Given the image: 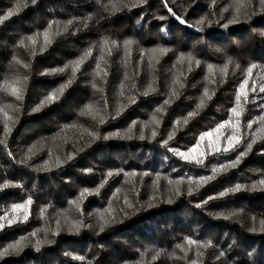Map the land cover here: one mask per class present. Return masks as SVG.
<instances>
[{
    "label": "trees",
    "instance_id": "16d2710c",
    "mask_svg": "<svg viewBox=\"0 0 264 264\" xmlns=\"http://www.w3.org/2000/svg\"><path fill=\"white\" fill-rule=\"evenodd\" d=\"M18 4L20 11L0 22V84L23 82L19 101L0 91L8 114L0 112V184L14 185L0 190V250L21 246L0 264H264V186L252 188L264 180V139L257 138L264 135V3L243 0L237 11L235 0H0V18ZM46 30L52 42L41 52ZM28 37L34 46H25ZM89 49L73 76L71 65ZM97 64L107 72L103 79L95 76ZM178 77L183 87L174 85ZM245 80L248 103L241 98L236 118L231 109ZM149 84L155 91L145 96ZM205 89L212 98L184 125ZM51 93L59 98L33 111ZM90 104L103 124L79 114ZM230 119H238V131H214ZM233 131L242 138L235 150L207 155L202 165L175 154L208 132L214 134L198 152L223 147ZM253 139L234 168L197 186ZM30 148L35 155L26 160ZM236 185L244 187L229 191ZM14 205L25 208L14 212ZM26 211V221L7 224ZM100 214L109 221L102 232Z\"/></svg>",
    "mask_w": 264,
    "mask_h": 264
},
{
    "label": "snow or ice",
    "instance_id": "6c2138e0",
    "mask_svg": "<svg viewBox=\"0 0 264 264\" xmlns=\"http://www.w3.org/2000/svg\"><path fill=\"white\" fill-rule=\"evenodd\" d=\"M111 2V0H110ZM141 3L143 2H146V0H140ZM32 3H36V0H32ZM261 3H264V0H261ZM235 4H236V7H237V11H239L240 7H243V0H235ZM134 7L136 5H133ZM111 10L113 12L115 11H118L119 8L116 7V5L113 3L112 6H111ZM20 11V5L18 4L16 6L15 9L13 10H10L8 11V13L0 18V22H3L4 20H7L9 17L13 16L15 13H18ZM177 19H179V17H177ZM183 22V21H181ZM234 22H237L236 20H233V21H230V23H234ZM72 21H69L68 24H71ZM51 27V26H50ZM224 27H227V25H224ZM67 30V25H65L63 28H60L58 29V32L57 34H59L60 32H63V31H66ZM43 45L40 47V51L43 52L45 50V48L52 42V33L49 31V30H46L43 34ZM28 41H29V44L28 45H25V41L24 40H21L20 43L21 45H25V46H28V47H31V46H34L36 44V38L34 37H28L27 38ZM133 43V41H125V47L126 48H130L131 44ZM116 42L113 41L112 42V46H115ZM103 48L104 49H107V51L109 52V54L111 53V48L109 47V42L108 40H105L103 42ZM159 51L161 53H165L167 52L168 50L167 49H159ZM33 54H35L33 52ZM92 55V50L89 49L87 50V52L78 60L74 63V65H71V71H72V74L73 76L75 75V73L77 71L80 70V66L88 59L89 56ZM101 60L104 59L103 56L100 57ZM154 59V57H153ZM181 60H183V57H181ZM197 64H199V61L196 62ZM150 67L153 66L151 64V61H150ZM25 67H27V65H25ZM68 67V66H66ZM209 71L211 72L212 71V66L209 65ZM254 67V66H253ZM96 72H95V76L96 77H99L101 79H103V76H106L107 75V72L106 71H103L100 69V65L97 64L96 65ZM226 69H227V65L225 66L224 69H222L221 71L222 72H226ZM58 71H65V69H59ZM249 71V75L251 74V69L248 70ZM103 72V74H102ZM22 81L20 79H16V80H12V81H4L2 84H0V91H3L5 93H7L9 96L11 97H14L16 101H19L22 99V94H23V88H22ZM72 83V80L70 79L65 85H63L58 91L59 93H62L64 91L65 88H67L70 84ZM174 85H179V87H183V84L181 83L179 77L173 82ZM247 85V80L244 81V83L241 85V89L240 91L238 92L237 96H236V107L232 108L231 109V112L233 114L234 117L236 118H239L241 115H242V111H243V104L241 103V98H243V103H248V94L247 92L245 91V86ZM92 87L93 88H98L97 84L96 83H93L92 84ZM99 90V89H98ZM155 89L152 87L151 84L148 85L147 87V90L143 93V95H149L151 92H154ZM252 91H256V87L255 85H253L252 87ZM260 92H264V87H261L259 89ZM172 96H176L178 95V92L176 91V88L174 87L173 90H172V93H171ZM203 97L201 100H200V103L198 104L197 106V110L196 111H193V112H190L188 114V117L183 119L182 123L184 125H186L190 119H192L193 117H195L197 114H198V111L199 109L203 108L204 105H205V102H206V99L207 100H210L212 98V96L209 94L208 90L205 89L204 93H203ZM58 94L57 93H51L49 94L44 101L41 102V104L33 109V111H39V109L41 107H43L45 104H48V103H51L53 102L54 100L58 99ZM171 102V100H165L164 101V104L167 105ZM131 103H135V100H132ZM10 107V105L8 106ZM163 109L160 108V109H157L156 111L157 112H161ZM0 112H4V115L5 117H7V112L4 111V107H0ZM81 116H89L91 117L93 120H97L98 119V122L103 124L105 122L104 120V117L101 115L100 113V110L96 107H94L93 105H86L84 107V109L81 110V112L79 113ZM120 114V111L118 110L116 115H119ZM261 120H264V117H261L260 118ZM151 122L153 124H156V125H159L160 121L157 119V117L155 115H153L152 117V120ZM135 123V122H134ZM181 124V121H177V125ZM238 126H239V121L237 119V122L236 124H233L232 120L230 119L229 121H227L225 124H221L217 127V129H215L214 131L216 133H220L222 129H225V128H232V129H236L238 131ZM248 127H252V124L249 123ZM4 131L5 133H7L8 131H10L9 129V126L7 123L4 124ZM176 134V130L174 129L169 135H168V138L167 140H164L163 143L165 145L168 144V141L172 140L173 137L175 136ZM213 132H208V133H205L204 135L200 136L199 138V141L196 145H194L191 149H189L187 152H176L175 154L178 155L179 157H181L183 160H185L186 162H190V163H195V164H198V165H202L204 164L205 162V157L207 155H211L213 153H219L221 151L223 152H229V151H233L235 150V148L241 143L242 141V138L241 136L237 135L236 134V131H233L231 132L230 134L228 135H224L223 136V140L225 141V146L221 147V145L217 142L215 144H209L207 145V148L209 151H199L198 152V149H200V143H202L204 140H205V136L211 138L213 136ZM90 136H93V138H98L95 136L94 133H89ZM113 136H120L121 134L120 133H113L112 134ZM152 137L155 138L156 135H157V132L155 130L152 131L151 133ZM109 137H104V139H108ZM128 138H131L130 136ZM258 139H264V135H258L257 136ZM140 139H144V136L141 135L140 136ZM221 139L220 136L217 137V140L219 141ZM256 143V140L253 139L250 143L247 144V151H241L237 157H236V160L229 164V165H221L220 167L218 168H213L212 169V175L211 176H208V177H202L200 178V181L196 182L197 183V186H199L201 183H206L207 181L209 180H212V179H215L216 175H218L219 173L223 172V171H226L228 167H235L239 162L240 160L247 155V152L248 151H251L252 149V145ZM171 150V149H170ZM198 152V155H196ZM28 155L26 156V160L27 159H30L31 158V155H35V152H33V150L30 148L28 150ZM69 159H71V157H69ZM59 162V161H58ZM45 170H48L47 167H45ZM88 171H91V170H88ZM113 173L109 172L108 173V176H112ZM14 185H10L8 183H3V184H0V190H3V189H6V188H9V187H13ZM258 186H264V180L260 181L259 182V185H252V188H256ZM99 187H103V183L99 186ZM244 186L242 185H236L235 188L233 189H230L229 191H232V192H235V191H240ZM97 193L99 191V188H97ZM189 191L191 192V189H189ZM88 192V190H85L84 192L81 193V197H84L85 194ZM177 194H179V189H177ZM227 192L225 193H221L220 195H226ZM32 202L31 200L27 201V204L30 205ZM73 204L76 203V201H73L72 202ZM25 208V205H14L13 206V211L15 212L17 209H24ZM29 212H25L24 215L22 217H13L12 219H8L7 220V224L8 225H11L13 223L16 222V220H21V222L23 221H26L29 217ZM100 219L101 221H103V223L101 224V227H100V231L102 232L104 230V227L107 226V224L109 223V221L107 219L104 218V215L103 214H100ZM5 227V224L4 223H0V229H3ZM81 225L79 223L77 224H74L73 225V229L76 231V232H79V229H80ZM34 235V234H33ZM189 244H194L196 243L195 241H191L189 240L188 241ZM20 242H17V243H14V244H10L8 245L6 248H4L3 250H0V257H3L4 255H7L9 253V251H12V252H16L20 249ZM202 247H207L208 245H201ZM178 247H181L182 250H184L183 246H180L178 245ZM160 255V253H156V255L153 257V259H156L158 256ZM193 264H195V261L193 262Z\"/></svg>",
    "mask_w": 264,
    "mask_h": 264
}]
</instances>
